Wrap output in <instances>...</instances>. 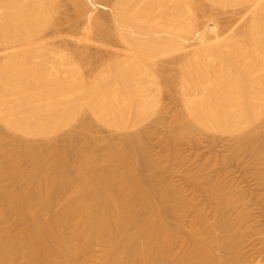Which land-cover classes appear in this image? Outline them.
<instances>
[{
  "label": "bare ground",
  "instance_id": "obj_1",
  "mask_svg": "<svg viewBox=\"0 0 264 264\" xmlns=\"http://www.w3.org/2000/svg\"><path fill=\"white\" fill-rule=\"evenodd\" d=\"M138 1L0 0L6 16H14L10 28L25 47V58L6 54L10 29H2L0 80L10 68L16 78L0 90V264L264 261V247L258 249L261 260L244 258L240 245L247 241L248 217L239 207L244 199L222 177L241 153L258 161L264 176L260 66L232 64V111L239 129L231 134V153L215 158L222 175L206 181L211 217L206 206L186 200L174 180L160 174L165 161L147 153L146 139L154 131L124 119L123 106L143 107L142 96L132 92L134 80L157 72V84L184 101V109L172 112L177 126L162 139L170 155L180 159L182 143L199 145L206 136H215L221 118L196 80L206 82L208 53L221 33L220 14L236 0H181L172 19L150 23L131 6ZM146 29L152 34L139 40L137 34ZM153 32L168 33V41L161 42ZM100 58L108 69L97 77L104 85L70 111L73 94L94 83V77L74 65ZM43 80L55 86L54 94L41 86ZM50 110L59 118L48 131ZM166 114L160 105L148 118L162 127ZM204 176L194 181L200 185ZM187 209L195 212L189 224L183 221Z\"/></svg>",
  "mask_w": 264,
  "mask_h": 264
},
{
  "label": "rangeland",
  "instance_id": "obj_2",
  "mask_svg": "<svg viewBox=\"0 0 264 264\" xmlns=\"http://www.w3.org/2000/svg\"><path fill=\"white\" fill-rule=\"evenodd\" d=\"M124 1L129 2V0ZM180 1L139 0L135 6L133 3L131 6L138 7L143 21L150 23L156 18L162 19V21L172 19L175 16L174 13L181 7ZM62 16H64L63 13ZM13 19L14 16L7 17L5 11L0 8V47H2L1 31L3 28H9L10 47L6 54H16L20 58H25V47L17 33L10 28ZM217 25L220 26L221 33L219 39L214 40V48L208 53L209 69L203 73L206 82L196 80L199 82L202 96L221 118L222 125L215 136H206L199 145L191 146L186 142L182 143L179 147L180 159L170 155L171 149L162 143V139H165L177 126L173 120L172 112L175 109H184V101L179 100L173 93L164 90L157 84L160 78L157 72L145 73L133 82L132 92L143 98L142 110H130L129 107L123 106L125 121H130L133 118L139 125L154 131L146 139L147 153L150 158L161 157L165 161L164 169L160 171V174L171 177L175 184L184 191L186 200L192 201L196 206H206V213L210 217L213 214V205L208 200L206 181L208 177L216 176L218 172L222 175L223 172L219 171L221 166L214 165L215 158L226 157L231 153L234 146L231 134L236 133L239 129L235 113L232 111L236 104L233 78L235 67L232 64L248 68L259 65L263 74V82L258 85L259 95H262L264 91V0H253L252 3L236 0L232 6L223 10ZM151 32L147 29L141 31L137 34L139 40L146 39L152 34ZM153 33V35L162 38L161 42L168 41V33ZM258 58H261L259 62ZM42 64L49 65L46 61ZM74 70L94 77V83L91 86L80 87L73 94L70 111L76 110L84 97L94 94L104 85L105 82L97 77L104 76L108 72L101 58L88 59L85 66L74 65ZM15 78L16 74L10 68L6 77L0 80V90L4 91ZM41 86L51 94L56 92L55 86L46 80L41 82ZM178 87L185 94H189V90H186L184 86ZM33 98L39 101L37 97ZM257 99L264 100V96H258ZM160 105L167 109L166 124L162 127L150 122L148 118V114L157 110ZM47 116L48 121L45 127L50 131L54 128L59 115L50 110L47 112ZM110 123L116 127L117 118L112 117ZM120 132V129L115 130L116 135H119ZM260 168L261 164L252 156L241 153L237 160L229 164L227 173L224 171L225 175H222L223 178L225 176L224 179L227 182H230V185L235 186L244 199V205L239 204V207L242 212H246L248 217V225L244 231L247 241L240 245L245 259L261 260L258 249L264 247V176L259 173ZM198 175H205L200 180V185L194 181V177ZM194 215L193 209H187L183 215L184 223L189 224ZM170 221L174 222V219L170 218ZM1 226L0 224V228ZM94 254H98V252L96 251ZM261 264H264V261Z\"/></svg>",
  "mask_w": 264,
  "mask_h": 264
}]
</instances>
